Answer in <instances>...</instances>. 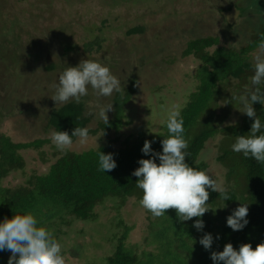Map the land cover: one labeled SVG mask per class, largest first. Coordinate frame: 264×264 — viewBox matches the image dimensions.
<instances>
[{
  "label": "rangeland",
  "instance_id": "1",
  "mask_svg": "<svg viewBox=\"0 0 264 264\" xmlns=\"http://www.w3.org/2000/svg\"><path fill=\"white\" fill-rule=\"evenodd\" d=\"M231 5L242 13L229 24L221 10ZM13 24L18 40L10 34L0 35L12 53L6 55L9 65L0 60V135L13 142L50 137L49 116L62 105H55L51 96L68 63H75L74 67L85 59L99 62L119 79L120 88L136 78V92L127 103L121 128L107 133L98 129L83 145L77 139L70 150L82 151L101 144L119 147L128 136L158 132L168 113L180 110L199 83L196 73L202 61L192 53L184 54L189 41L214 36L220 46L231 45L235 50L245 46L264 24V0H0V30H8ZM129 29L134 33L128 34ZM18 46L22 56L12 52ZM249 54L253 64L257 55L264 56L259 46ZM236 82L228 83L232 93L237 90ZM248 87L251 85L243 83L238 88L244 93ZM115 93L97 96L89 86L84 98L86 114L91 117L87 128L95 129L104 122L98 116L99 107L113 105ZM218 104L219 114L227 103ZM239 110L231 106L219 127L235 124ZM112 115L113 107L107 111L108 119ZM222 136L219 131L206 142L200 160L207 164L205 172L228 189L226 169L216 160ZM41 149L49 157L58 151L51 143ZM41 149L24 151L29 169H46L40 161ZM15 177L22 176L17 172ZM125 211L126 223L133 226L128 241L142 245L151 230L148 212L135 196L128 197ZM109 217L101 209L98 221L75 219L64 227L66 233L57 240L62 250H70L75 243L81 245L78 255L62 254L65 264H85L112 252L116 241L112 236L122 228Z\"/></svg>",
  "mask_w": 264,
  "mask_h": 264
},
{
  "label": "trees",
  "instance_id": "2",
  "mask_svg": "<svg viewBox=\"0 0 264 264\" xmlns=\"http://www.w3.org/2000/svg\"><path fill=\"white\" fill-rule=\"evenodd\" d=\"M13 26L14 24L5 31L1 29L0 35L14 36ZM127 33H134V30L129 29ZM14 37L18 40V36ZM260 43H264V24L245 46L237 50L231 45H218L219 39L214 36L193 39L184 50L185 55L192 53L202 61L196 73L199 80L196 90L188 96L187 102L180 109L185 136L189 141L186 162L206 171L207 164L200 160L206 142L219 131L223 134L216 160L226 169V178L230 182L226 191L231 199L223 201L218 192L208 189V207L216 208L215 211L210 209L203 217L181 221L175 209H167L166 214L159 218H154L146 210L150 220V235L145 237L142 245L128 241L133 226L126 223L125 205L128 197L135 196L140 201L143 195L142 190L136 186L138 178L132 173L139 167V159L152 158V154L146 156L141 151L145 141L151 142L154 152H162L161 141L168 135L163 123L158 132H140L136 137L128 136L119 147L101 144L82 151L68 150L61 153L58 150L51 157L46 150L41 149L48 143L52 144L49 137L29 142H13L8 136L1 134L0 221L5 217L12 218L15 214L31 212L40 221L39 226L51 230L54 238L60 240L61 234L67 231L64 227H68L75 219L98 221L100 210L107 211L110 221H115V225L122 228V231L113 234L112 239L116 241L109 255L102 259L95 258L99 262L90 259L85 264H213L211 253L223 251L228 243L236 249L241 244L250 243L255 248L264 243V163L245 158L231 148L237 136L248 135L255 117L249 118L239 112V120L235 124L219 127L231 106L243 111L242 104L232 102V95L244 94L238 88L243 83L251 85L254 64L250 61L249 53ZM211 47L214 48L210 50ZM4 48V39L0 38V53L4 55L0 60L3 61L2 64L9 65L10 57L6 55L11 52L8 51L9 46ZM21 50L18 46V50L13 49L12 52L22 56L18 54ZM74 64L71 62L65 66L71 67ZM231 80L237 81L235 93L229 89L228 83ZM136 83L133 76L127 87L120 88L115 93L113 115L108 119V124L100 122L97 128H88L89 134L96 133L98 129L106 133L110 130L118 132L125 117L127 103L136 92ZM84 98H81L80 103L70 100L52 110L48 128L71 134L75 127H87L91 117L86 114ZM220 101L228 103L222 108V113L218 114L216 106ZM253 108L258 118L264 122V105L257 101ZM73 140L76 141L77 138L73 137ZM27 149H41L40 161L42 165H47L46 169H29L30 161L24 152ZM99 150L105 154H114L117 163L114 170L106 173L99 170ZM156 162L159 163L158 158ZM17 172H20L21 178L15 177ZM8 177L17 181L11 183ZM242 203L248 206V224L243 230L233 231L227 226L226 219ZM223 204L226 207L220 208ZM196 219L204 221L203 230L194 227ZM206 233L213 236L212 247L208 250L199 243ZM80 248L81 245L75 243L70 250H62V254L70 252L78 255ZM11 255L8 250L0 251V264H8Z\"/></svg>",
  "mask_w": 264,
  "mask_h": 264
},
{
  "label": "clouds",
  "instance_id": "3",
  "mask_svg": "<svg viewBox=\"0 0 264 264\" xmlns=\"http://www.w3.org/2000/svg\"><path fill=\"white\" fill-rule=\"evenodd\" d=\"M259 48L264 54V43H260ZM255 60L251 87L245 89L242 95H232V102L243 105V111H239L255 119L248 135L237 136L231 148L245 158L264 163V122L258 118L253 108L257 101L264 105V56L257 55ZM89 86L101 97H109L114 91H120V81L111 73L109 67L85 59L59 74L51 99L55 105L65 104L70 100L80 103L81 98L88 95ZM112 107L111 104L99 107L98 116L105 125L108 124L107 111ZM164 126L168 135L161 141L162 152H154L151 142L145 141L141 151L146 156L152 154V158L139 159V167L132 173L138 178L136 186L143 192L140 205L154 218L164 216L167 209H175L181 221L203 217L210 209L215 211L216 208L208 207V189L218 192L223 201L231 198L226 189L209 174L186 162L189 141L185 136L184 121L178 108L168 113ZM73 137L81 145L86 144L89 129L75 127L71 134L67 131H52L49 138L57 150L66 152L74 143ZM157 158L159 163L156 162ZM98 165L99 170L105 173L114 170L117 167L114 154H105L99 150ZM224 207L225 204L220 208ZM247 215L248 206L242 203L227 217L226 224L233 231L243 230L248 224ZM39 224L37 216L31 212L15 214L12 218L5 217L0 221V251L8 250L12 254L8 264H65L61 245L52 231ZM204 226L202 219L194 221L197 230H203ZM199 243L205 250L211 249L212 234L203 235ZM211 259L213 264H264V243L255 248L250 243L241 244L239 249L228 243L223 251L212 252Z\"/></svg>",
  "mask_w": 264,
  "mask_h": 264
},
{
  "label": "water",
  "instance_id": "4",
  "mask_svg": "<svg viewBox=\"0 0 264 264\" xmlns=\"http://www.w3.org/2000/svg\"><path fill=\"white\" fill-rule=\"evenodd\" d=\"M241 10L237 6H232L230 10H222L221 14L225 17L227 23L232 24L241 14Z\"/></svg>",
  "mask_w": 264,
  "mask_h": 264
},
{
  "label": "flooded vegetation",
  "instance_id": "5",
  "mask_svg": "<svg viewBox=\"0 0 264 264\" xmlns=\"http://www.w3.org/2000/svg\"><path fill=\"white\" fill-rule=\"evenodd\" d=\"M233 5H231V6H229V7H225V10L226 11H228V10H230L231 9V7H232ZM236 6V5H235ZM238 8V7H237ZM222 11V10H221ZM240 16V15H239Z\"/></svg>",
  "mask_w": 264,
  "mask_h": 264
}]
</instances>
